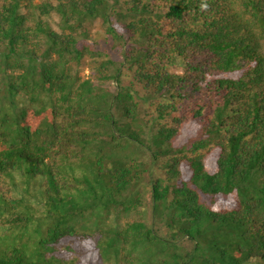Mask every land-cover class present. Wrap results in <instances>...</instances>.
<instances>
[{
    "label": "trees",
    "instance_id": "obj_1",
    "mask_svg": "<svg viewBox=\"0 0 264 264\" xmlns=\"http://www.w3.org/2000/svg\"><path fill=\"white\" fill-rule=\"evenodd\" d=\"M0 264H264V0H0Z\"/></svg>",
    "mask_w": 264,
    "mask_h": 264
},
{
    "label": "rangeland",
    "instance_id": "obj_2",
    "mask_svg": "<svg viewBox=\"0 0 264 264\" xmlns=\"http://www.w3.org/2000/svg\"><path fill=\"white\" fill-rule=\"evenodd\" d=\"M95 31H96V34H95V36H96V35H98V32H99V29H97V25H96V29L93 30V35H94ZM104 48L102 47L103 52H105V53H112L109 49H104ZM106 87L108 89H110L111 91H114L116 85H115V83L111 82L110 84L106 85Z\"/></svg>",
    "mask_w": 264,
    "mask_h": 264
}]
</instances>
